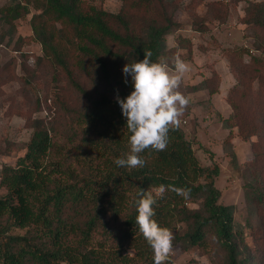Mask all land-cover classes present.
Wrapping results in <instances>:
<instances>
[{
  "label": "trees",
  "instance_id": "16d2710c",
  "mask_svg": "<svg viewBox=\"0 0 264 264\" xmlns=\"http://www.w3.org/2000/svg\"><path fill=\"white\" fill-rule=\"evenodd\" d=\"M119 1L117 13L94 0H18L0 8V27H7L10 39L15 21L35 11L30 25L42 57L33 70H48L51 103L49 117L25 118L32 130L25 153L0 171L5 190L0 195V264H154L153 250L136 224L141 189L156 197L154 219L174 233L172 248L218 246L217 264H264L263 172H254L255 185L249 183L244 196L255 220L245 223L253 249L235 223V207L218 203V167L199 164L181 127L169 131L166 150L141 153L144 167L115 164L130 152L131 133L116 101L117 94L124 99L134 90L123 67L143 60L145 51L152 52V62L167 58L170 67L179 51L188 52L186 60L192 52L191 41L181 35L173 47L167 44V37L181 30L174 20L180 0ZM241 23L252 30L253 49L222 51L235 80L226 95L231 112L223 124L247 141L264 126V1L249 3ZM195 25V31L205 32V23ZM218 79L212 71L189 89L217 94ZM256 112L263 113L262 120L254 119ZM251 145L256 158L249 167L257 170L263 156ZM162 184L167 190L161 197L155 191ZM177 188L190 190L188 198L177 195Z\"/></svg>",
  "mask_w": 264,
  "mask_h": 264
},
{
  "label": "rangeland",
  "instance_id": "374dc122",
  "mask_svg": "<svg viewBox=\"0 0 264 264\" xmlns=\"http://www.w3.org/2000/svg\"><path fill=\"white\" fill-rule=\"evenodd\" d=\"M17 1L0 0V8ZM180 1L181 7L175 12L174 20L181 25V30L167 37L169 47L175 45L177 35L189 39L192 44L188 60V52L179 51L181 59L190 66V71L182 77L180 87V91L190 100L184 115L180 117V127L186 139L192 142L199 164L209 168L218 167L219 174L214 179V186L220 192L218 203L235 207V223L242 227L247 244L254 249L255 244L245 223L248 218L252 224H255V220L253 216L249 217L251 211L246 207L244 196L246 186L249 183L255 185L254 172L261 171L264 175V126L258 136L247 141L238 137L236 128H225L223 119L228 118L231 112L225 99L235 80L222 51L233 47L253 49L252 30L246 29L241 19L249 3H262L264 0ZM93 3L111 13H117L121 7L119 0H94ZM34 13L30 9L27 16L15 21V32L11 39L7 36V27H0V34L6 35L0 40V171L4 165H13L25 153V143L32 132L26 126L25 118L31 115L37 118L50 116L48 107L51 103L50 98L47 100L49 88L46 86L48 70L35 71L36 58L42 57V48L32 38L30 19ZM197 21L205 23V32L195 31ZM22 38L27 41L20 42ZM19 44L22 46L19 47ZM23 65L29 70L25 71ZM212 71L219 78L215 83L218 86L217 94L209 95L207 90L189 89L209 78ZM256 90L253 84L252 92L256 93ZM257 118L262 120L263 113L256 112L254 119ZM252 143L256 144V153L263 156V166L260 167L257 162V170L249 167L256 158ZM4 193L5 190L0 187V195ZM189 207L197 209L198 205L189 204ZM19 233L23 232H13ZM127 253L133 255L132 251ZM220 254L218 246L210 245L206 250L191 248L188 251L176 246L169 256L171 264H217Z\"/></svg>",
  "mask_w": 264,
  "mask_h": 264
},
{
  "label": "clouds",
  "instance_id": "9594fccd",
  "mask_svg": "<svg viewBox=\"0 0 264 264\" xmlns=\"http://www.w3.org/2000/svg\"><path fill=\"white\" fill-rule=\"evenodd\" d=\"M151 56V51H145L143 60L128 63L122 69L125 77H131L134 90L124 99L118 94L116 97L131 133L130 152L114 161L118 167L142 168L146 161L141 153L147 149L166 150L169 131L180 127V117L190 103L189 98L180 91L182 77L190 71L188 63L178 53L171 57L172 67L167 58L152 62ZM125 83H128L127 79ZM166 190L162 184L157 193L162 197ZM174 190L184 198L190 194V190ZM138 195L136 224L139 232L153 250L154 264H167L174 233L154 219L157 199L152 192L141 189Z\"/></svg>",
  "mask_w": 264,
  "mask_h": 264
}]
</instances>
